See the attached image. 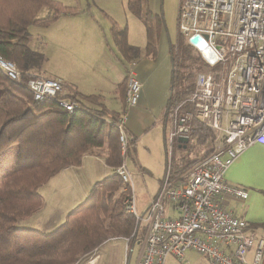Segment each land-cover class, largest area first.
I'll list each match as a JSON object with an SVG mask.
<instances>
[{"label": "trees", "instance_id": "trees-1", "mask_svg": "<svg viewBox=\"0 0 264 264\" xmlns=\"http://www.w3.org/2000/svg\"><path fill=\"white\" fill-rule=\"evenodd\" d=\"M44 7L50 13L38 19ZM126 8L142 21L145 46L140 49L130 45L127 29L107 17L117 60L125 70L141 59L156 60L159 32L164 29L162 14H153L145 0H127ZM76 13L75 8L57 0H0V57L21 72V81L15 83L0 71V264H84L109 240L124 239L131 250L141 238L133 216L124 211L126 187L114 172L123 162L117 131L120 114H109L100 95L84 96L65 86L66 94L61 99L75 103V109L68 112L54 99L33 100L25 87L29 75H40L45 62L43 54L29 48L28 28H45ZM168 53L171 72L162 117L164 142L166 110L194 90L195 76L206 69L182 35L176 45L169 43ZM126 87L125 75L116 90L125 105ZM211 138V132L198 124L191 148L200 147L207 153ZM95 151L111 174L95 183L85 200L69 211L54 231L43 233L22 227L20 222L42 206L39 189L63 170L81 166L83 158L94 156ZM134 155L135 139L131 138L126 156ZM198 156L197 152L193 160H172L173 171H186ZM167 164L166 157L165 171ZM259 227L264 228V223Z\"/></svg>", "mask_w": 264, "mask_h": 264}, {"label": "built area", "instance_id": "built-area-1", "mask_svg": "<svg viewBox=\"0 0 264 264\" xmlns=\"http://www.w3.org/2000/svg\"><path fill=\"white\" fill-rule=\"evenodd\" d=\"M177 27L209 71L197 74L194 90L165 112L168 164L141 215L125 162L131 140L125 114L117 122L123 162L114 172L126 187L124 211L143 231L135 264L182 262L187 252L210 264H264V241L219 200L221 195L247 198L246 191L227 184L224 173L245 149L264 145V0H180ZM194 36L199 45L190 42ZM134 64L125 70L127 107L136 106L141 93ZM0 71L12 82L21 81L15 64L1 57ZM25 87L35 101L54 99L68 112L75 109V103L61 99L66 90L60 79L29 75ZM198 124L212 134L207 153L186 171H173L174 145L180 147L183 139L192 144Z\"/></svg>", "mask_w": 264, "mask_h": 264}, {"label": "rangeland", "instance_id": "rangeland-1", "mask_svg": "<svg viewBox=\"0 0 264 264\" xmlns=\"http://www.w3.org/2000/svg\"><path fill=\"white\" fill-rule=\"evenodd\" d=\"M57 1L64 6L76 9V15L68 16L72 17L69 19L71 22V31L67 32L65 30L68 20L66 18L56 23L53 27L51 26L46 31L38 26H30L28 28V32L32 37V43L29 46L30 49H38L44 55L47 53L49 54L48 62L46 63L45 59L42 65L46 75L41 71V76L49 79H56V77H54L55 73L64 72L65 77L71 78L74 76L81 85H84V82L89 83L90 77H92L91 72H95L96 70L103 71V69L111 71L113 69V62L118 61L116 57L117 52L110 37V21L107 17L112 19L119 27L127 29L128 43L130 45L139 47L140 49L144 48L145 31L143 23L127 11V0ZM145 1L150 9L149 0ZM179 2L180 0H156L158 12L154 13L150 9L153 14H162L164 20V29H161L159 32L158 44L162 32L165 34V38H167L168 45L169 43L172 45L177 44L180 35L177 27ZM49 13V9L44 7L37 14V18H45ZM95 36L97 37L96 40ZM49 40V44L46 45ZM64 42H68L70 45L67 52H65L63 47ZM195 54L199 57L196 52ZM64 62L66 63L64 64ZM116 66L117 65H115V69L117 68ZM208 71V68H206L199 73H207ZM121 80H123V77ZM113 91L114 88L109 85L102 93L104 96V107L109 114H120L122 104L121 101L114 96ZM168 129V124L166 123L165 135L168 133ZM145 140L146 142H140L136 146L135 158L126 157L125 160L128 173L131 176L132 190L138 215H141L145 211L151 202L152 196L159 188V180L164 176L166 153L169 152V147L165 143L166 141L164 142L162 125L156 124L155 128L150 131ZM172 152L173 161L177 162L180 157L193 160L197 152L199 153L198 157H200L204 153V150L200 147L192 149L191 143H188L186 149H178L177 145H174ZM106 172L102 162L93 161L91 159L85 161L84 170L80 171L78 174L80 180L83 178L82 185L85 187V191L89 193L93 183L102 180ZM87 176L88 178L86 179ZM51 186L52 183L49 181L47 185L39 189V193L42 196L43 207L46 209L45 215L50 213L51 207L55 205L63 206L59 198L54 195V190H51ZM60 188L61 187L58 189ZM57 195H61V193H57ZM73 205L70 206L72 209H74L77 204ZM64 206H66V204H64ZM138 233V236L142 238L143 231L140 228H138ZM141 238L137 239L132 253L131 250H128L126 240L113 239L103 247H101L102 245L100 246L101 248L96 259L94 257L97 251H94L84 264H125V260L128 262L129 259L133 262L137 253V243ZM190 258L194 263L201 262L208 264L200 255L191 253ZM94 259L95 262L93 263ZM169 264L186 263H180L173 259Z\"/></svg>", "mask_w": 264, "mask_h": 264}, {"label": "crops", "instance_id": "crops-1", "mask_svg": "<svg viewBox=\"0 0 264 264\" xmlns=\"http://www.w3.org/2000/svg\"><path fill=\"white\" fill-rule=\"evenodd\" d=\"M148 2L151 11L157 13L158 8L156 0H149ZM65 18L68 19L67 28L65 30L67 32L71 31V22L69 19L72 17L68 16L59 18L55 23L51 24L48 27L39 28L46 31L51 26L53 27L56 23L62 21V19ZM165 37V34L162 32L159 39L157 58L155 61L149 59H141L140 61L136 62L132 68L134 76L141 84L140 98L137 105L134 107H127L120 100L119 94L116 91L117 85L123 81L121 80V78L123 77L124 79L125 76V68L119 63L118 60V62H113V69L111 71L108 69H103V71L96 70V73L91 72L92 77H90L89 83L84 82V85H81L74 78V76H72L71 78L65 77L64 72H57L54 74V77H56V79L62 80L65 86L69 88V90L76 91L77 93L84 96L100 95L102 97V102L104 101V96L102 95V93L104 92L105 88H107V86L109 85L114 88V96L119 99L122 104L120 115L125 114V131L131 138L135 139L134 158L136 156V146L138 145V143L146 142V137L149 135L150 131L155 128L156 124L162 125V117L169 95L171 72L168 43L167 38ZM29 38L30 46L32 43V37L30 34ZM96 38L97 37L95 36V40ZM49 42L50 40L46 43V45H48ZM69 46L70 45L68 42H64L63 47L65 49V52H67ZM33 51L40 52L38 49H33ZM40 53L43 54L42 52ZM44 57L47 63L49 60V54H45ZM65 63L66 62H64V64ZM115 65H117V70L115 69ZM41 71L44 72L43 67L41 68ZM43 74L46 75L45 72ZM101 154H103V152H101ZM89 159L102 162L104 169H106L107 171L106 173H104V177H102V180L111 174V170L107 166H105L103 157L99 154L98 151L96 152V154H94V156L90 155L84 157L81 166L67 168L50 180V182L52 183L51 190H54V195L59 198L63 206L64 204H66V206L63 207L60 205H55L51 207L50 213L45 215L46 209L42 204L41 208L36 213L20 222L21 226L27 229L38 230L43 233H49L58 228L65 221L68 212L72 210L70 206H72L73 204H81L88 195V193L84 189L85 187L82 185L83 178L82 180H80V176L78 174L80 171L84 170L85 161H88ZM87 178L88 176L86 177V179ZM161 179L159 180V185ZM224 179L228 185L246 191L247 198L245 200H242L229 195H221L219 197V200L223 208L227 211H231L238 219L247 222L250 225L251 230L253 231L255 236L258 239H262L264 241V228L259 227L260 224L264 223V145L255 143L245 149L227 168L224 173ZM95 183H93V185ZM59 187L61 188L58 189ZM57 193H61V195H57ZM155 194L152 196V198L155 196ZM106 243H104L101 247H103ZM101 247H99L97 253L95 254V259ZM191 253L194 252H187L185 254L184 260L180 263L185 262L186 264H206L201 262H192L190 258ZM95 259L93 263L95 262ZM173 259L174 258H167L165 264L171 263ZM204 259L208 262L206 258ZM135 263V258L133 262L130 261V259L128 260V262L125 260V264ZM208 264L210 263L208 262Z\"/></svg>", "mask_w": 264, "mask_h": 264}, {"label": "water", "instance_id": "water-1", "mask_svg": "<svg viewBox=\"0 0 264 264\" xmlns=\"http://www.w3.org/2000/svg\"><path fill=\"white\" fill-rule=\"evenodd\" d=\"M190 42L193 45H199L201 43V39L198 36H194L193 38L190 39ZM178 142H179L180 146H183L184 148L186 147L187 140L183 139V140H179Z\"/></svg>", "mask_w": 264, "mask_h": 264}]
</instances>
